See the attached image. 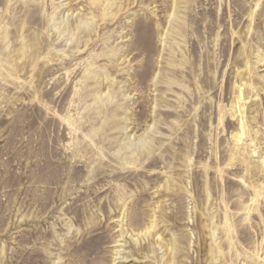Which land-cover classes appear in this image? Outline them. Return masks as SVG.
<instances>
[{
	"label": "rangeland",
	"instance_id": "obj_1",
	"mask_svg": "<svg viewBox=\"0 0 264 264\" xmlns=\"http://www.w3.org/2000/svg\"><path fill=\"white\" fill-rule=\"evenodd\" d=\"M261 157L264 0H0V264H264Z\"/></svg>",
	"mask_w": 264,
	"mask_h": 264
},
{
	"label": "bare ground",
	"instance_id": "obj_2",
	"mask_svg": "<svg viewBox=\"0 0 264 264\" xmlns=\"http://www.w3.org/2000/svg\"><path fill=\"white\" fill-rule=\"evenodd\" d=\"M63 1V0H62ZM173 1V0H172ZM179 2H181V1H179ZM97 2H95V4H96ZM175 4H176V2H175ZM174 4V5H175ZM173 5V6H174ZM177 7H180V6H177ZM176 7V8H177ZM175 7H174V9H176ZM161 77V76H160ZM241 82V81H240ZM239 87V86H238ZM237 87V88H238ZM250 87V86H249ZM243 88V87H242ZM240 89V88H239ZM239 90H237V92H238ZM247 92V91H246ZM240 95L239 96H237L238 98H241V91L240 92H238ZM248 95V94H247ZM249 97V96H248ZM241 100V102H242V100H244V99H240ZM247 102V101H246ZM233 104V103H232ZM248 107V106H247ZM240 108V107H239ZM245 109H246V107H245ZM241 111V110H240ZM239 111V112H240ZM231 112V111H230ZM237 112V111H236ZM232 113V112H231ZM241 113H242V111H241ZM246 114V113H245ZM239 116V115H238ZM239 119V118H238ZM245 119V118H244ZM240 120V119H239ZM239 125V124H238ZM240 128H241V132L239 133V134H234V139H235V142L236 143H238L240 140H241V137H242V135H243V133L245 132V127H244V124H243V121H241V124H240ZM240 130V129H239ZM239 132V131H238ZM250 136V135H249ZM251 142V141H250ZM243 143V142H242ZM235 144V143H234ZM241 144V143H240ZM254 144V143H253ZM246 146V145H245ZM241 147V146H240ZM256 147V146H255ZM239 148V147H238ZM253 148V147H252ZM247 149V148H246ZM245 149V150H246ZM240 150H241V148H240ZM250 151V150H249ZM252 154H251V156H257V157H259L260 155L258 154V152H256V150L255 149H253L252 150ZM255 153H257V154H255ZM249 155V154H248ZM249 158V157H248ZM260 165L262 166V169H264V157H261V162H260ZM254 191H256L255 192V194H254V202H255V204L258 206L259 205V198H261V199H263L264 200V189H261V190H256V188L254 187ZM150 227H152V225L151 226H149V227H146V231L148 232V230H149V228ZM96 242V244H98V241H95ZM127 244V241H123V243H121V244H116L115 246H120V248L121 247H126L125 245ZM115 261L113 262L114 264H130V262H132L131 264H135V263H137L138 261L135 259V258H133L132 256V252H130V251H127V252H124V249H118V250H116V252H115Z\"/></svg>",
	"mask_w": 264,
	"mask_h": 264
}]
</instances>
